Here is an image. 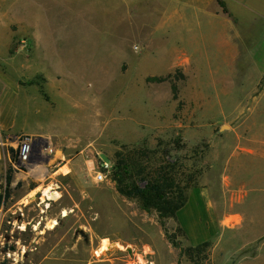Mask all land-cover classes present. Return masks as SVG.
<instances>
[{
  "label": "rangeland",
  "instance_id": "rangeland-1",
  "mask_svg": "<svg viewBox=\"0 0 264 264\" xmlns=\"http://www.w3.org/2000/svg\"><path fill=\"white\" fill-rule=\"evenodd\" d=\"M81 8L45 6L39 20L25 0H0V264H86L109 249L121 264H264V240L241 248L217 206L244 120L233 80L249 71L159 52L168 39L140 38V6ZM21 145L32 167L18 164ZM146 178L170 196L182 187L175 216L128 194Z\"/></svg>",
  "mask_w": 264,
  "mask_h": 264
},
{
  "label": "crops",
  "instance_id": "crops-1",
  "mask_svg": "<svg viewBox=\"0 0 264 264\" xmlns=\"http://www.w3.org/2000/svg\"><path fill=\"white\" fill-rule=\"evenodd\" d=\"M66 4L82 7L83 14L112 13L119 6L129 13L128 7L140 6V38L168 39L159 52L183 54L189 68L217 55L233 69L249 71L248 77L233 80V116L244 120L233 128L217 206L224 208V231L233 230L241 248L264 240V0H25L26 14L44 20L45 6ZM207 205L213 207L210 200ZM109 251L86 264H121L105 255Z\"/></svg>",
  "mask_w": 264,
  "mask_h": 264
},
{
  "label": "trees",
  "instance_id": "trees-1",
  "mask_svg": "<svg viewBox=\"0 0 264 264\" xmlns=\"http://www.w3.org/2000/svg\"><path fill=\"white\" fill-rule=\"evenodd\" d=\"M220 6L223 8L225 12L226 9L224 7V4L219 1ZM262 84H264V79L262 81ZM120 168V167H119ZM122 174L121 168L116 173V176H118V181L120 180V175ZM11 182V175H8L6 179V183L10 184ZM133 189L128 194H131L135 198H138L141 207L147 211L151 212L153 209H156L158 212H160L163 216H175L176 212L182 207V205L185 202V198L182 193V187H180L179 184H176L175 187V195L170 196L169 193L166 191V187L162 185L161 183L157 182L156 179L151 180L146 178V182L141 186H138L137 183H133L131 185ZM172 186H169L170 188ZM1 188V186H0ZM123 187H120V191L126 192L121 190ZM2 207L1 204V196H0V208Z\"/></svg>",
  "mask_w": 264,
  "mask_h": 264
},
{
  "label": "built area",
  "instance_id": "built-area-1",
  "mask_svg": "<svg viewBox=\"0 0 264 264\" xmlns=\"http://www.w3.org/2000/svg\"><path fill=\"white\" fill-rule=\"evenodd\" d=\"M20 143V142H19ZM19 143L17 142V145L19 146ZM23 147H26L27 154L24 156L22 149ZM33 158V153L30 151L29 145H21L18 149V164L25 166V167H32L34 164H31ZM109 169V163L102 161L100 165L97 167L96 174H95V180L97 182H104L106 179V171Z\"/></svg>",
  "mask_w": 264,
  "mask_h": 264
},
{
  "label": "bare ground",
  "instance_id": "bare-ground-1",
  "mask_svg": "<svg viewBox=\"0 0 264 264\" xmlns=\"http://www.w3.org/2000/svg\"><path fill=\"white\" fill-rule=\"evenodd\" d=\"M68 3V2H67ZM73 10V9H72ZM59 15V14H58ZM56 17V16H55ZM80 17V16H79ZM51 19V18H50ZM72 21H73V19H72ZM77 21V20H76ZM74 22V21H73ZM78 22V21H77ZM46 23V22H45ZM47 24V23H46ZM44 25V24H41L42 25V30L41 31H43V32H45L46 33V31L48 32V31H50V30H54V28L53 27H50V25L48 26V24L47 25ZM40 25V26H41ZM40 26H39V28H40ZM64 27V26H63ZM68 29V28H67ZM63 30V32H64V29H60V31H62ZM66 30V29H65ZM66 32V31H65ZM64 32V33H65ZM70 32V31H69ZM43 43V42H42ZM45 43V42H44ZM44 45V44H43ZM45 46V45H44ZM46 193V192H45ZM128 251V250H127ZM128 253L130 254L131 253V251H128Z\"/></svg>",
  "mask_w": 264,
  "mask_h": 264
}]
</instances>
